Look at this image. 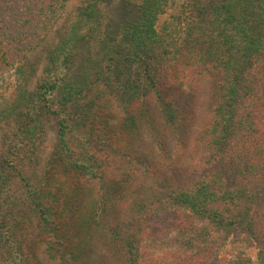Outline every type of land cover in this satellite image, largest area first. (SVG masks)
<instances>
[{
    "label": "trees",
    "instance_id": "1",
    "mask_svg": "<svg viewBox=\"0 0 264 264\" xmlns=\"http://www.w3.org/2000/svg\"><path fill=\"white\" fill-rule=\"evenodd\" d=\"M67 2L0 0V264H264V0Z\"/></svg>",
    "mask_w": 264,
    "mask_h": 264
},
{
    "label": "rangeland",
    "instance_id": "2",
    "mask_svg": "<svg viewBox=\"0 0 264 264\" xmlns=\"http://www.w3.org/2000/svg\"><path fill=\"white\" fill-rule=\"evenodd\" d=\"M80 0H68L67 2V9L74 7L79 3ZM122 0H110L109 4L105 5V8L107 10V14H110V16H114L119 14L120 7H121ZM36 54H40V50L36 52ZM55 120L52 119L49 121L46 125V131H47V137L45 141V149L48 150L49 145L53 143L55 140ZM11 131V123L8 121H1L0 122V148L1 145L5 143V141L8 138V135ZM37 256L39 259L43 261L45 264H58L57 260H54L50 258L45 251L43 250V247L40 245L37 248Z\"/></svg>",
    "mask_w": 264,
    "mask_h": 264
}]
</instances>
